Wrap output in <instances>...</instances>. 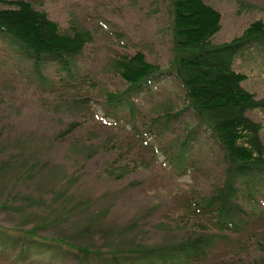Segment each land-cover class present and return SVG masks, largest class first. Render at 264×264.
<instances>
[{"label":"rangeland","instance_id":"1","mask_svg":"<svg viewBox=\"0 0 264 264\" xmlns=\"http://www.w3.org/2000/svg\"><path fill=\"white\" fill-rule=\"evenodd\" d=\"M31 1L61 32H89L92 39L69 78L58 62L37 73L0 31V264H78L72 251L82 247L91 257L104 253L91 264H111L109 254L135 242L172 243L206 228L216 233L207 253L178 264H262L264 187L256 188L255 209H244L239 227L222 230L209 216L191 213L195 200L222 184L226 164L210 131L197 128L174 74L166 70L135 95L132 108L107 112L108 93L128 86L120 58L141 51L169 66L171 0ZM205 2L222 15L215 44L264 20V0ZM234 67L263 98L264 49L251 46ZM249 114L261 121L264 140V111ZM29 229L58 241L36 244ZM21 245L28 246L24 255Z\"/></svg>","mask_w":264,"mask_h":264},{"label":"trees","instance_id":"2","mask_svg":"<svg viewBox=\"0 0 264 264\" xmlns=\"http://www.w3.org/2000/svg\"><path fill=\"white\" fill-rule=\"evenodd\" d=\"M0 1L10 5L0 8V31L9 44L34 61L37 73L42 75L45 63L58 62V71L63 69L73 78L76 59L92 34L80 30L73 34L61 32L58 24L45 11L35 8L31 0ZM171 3L173 55L169 66L163 68L149 62L141 51L120 58L118 69L128 86L108 93L106 109L111 113L113 107L126 103L132 108L135 95L149 88L166 70L174 74L183 87L187 109L193 110L197 118V128L203 126L210 131L226 164L222 184L215 186L211 195L195 200V212L191 213L209 216L222 230L236 228L245 210L255 209L260 194L256 188L264 187L263 125L249 114L254 110L264 111V97H256L244 86L248 76L236 70L234 62L253 45L264 49V20H255L231 41L215 44L212 38L221 27L219 10L205 0H171ZM166 116L176 117V114L166 113ZM33 229L27 232L35 236ZM204 230L172 243L135 242L105 259L111 264H178L200 258L216 239V233L208 228ZM36 236V244L58 241ZM14 242H18L17 237ZM27 249L28 246L25 249L21 245L22 255ZM72 252L79 255L78 264H91L93 258L97 262L104 255L96 250L97 254L91 257L85 247ZM261 261L264 264V258Z\"/></svg>","mask_w":264,"mask_h":264}]
</instances>
